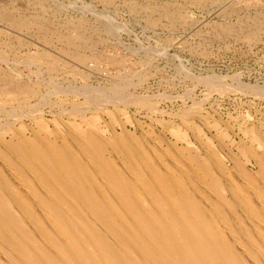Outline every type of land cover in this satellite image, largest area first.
<instances>
[{
  "label": "rangeland",
  "instance_id": "1",
  "mask_svg": "<svg viewBox=\"0 0 264 264\" xmlns=\"http://www.w3.org/2000/svg\"><path fill=\"white\" fill-rule=\"evenodd\" d=\"M263 91L264 0H0V149L122 136L256 174Z\"/></svg>",
  "mask_w": 264,
  "mask_h": 264
},
{
  "label": "bare ground",
  "instance_id": "2",
  "mask_svg": "<svg viewBox=\"0 0 264 264\" xmlns=\"http://www.w3.org/2000/svg\"><path fill=\"white\" fill-rule=\"evenodd\" d=\"M19 138L0 149V264H264L263 160Z\"/></svg>",
  "mask_w": 264,
  "mask_h": 264
}]
</instances>
